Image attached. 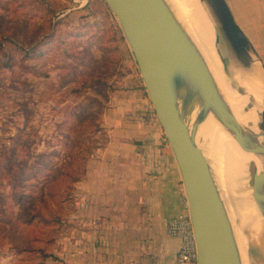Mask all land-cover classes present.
Here are the masks:
<instances>
[{"label":"rangeland","instance_id":"rangeland-1","mask_svg":"<svg viewBox=\"0 0 264 264\" xmlns=\"http://www.w3.org/2000/svg\"><path fill=\"white\" fill-rule=\"evenodd\" d=\"M94 20L100 26L93 30H98L105 47L88 46L78 39L68 43L75 39L68 36L74 28ZM118 28L114 16L106 18L96 0H0V154L5 151L8 156L21 140L16 151L28 163L44 162L57 169L47 178L53 181L50 186L55 196L64 186H69L71 194L68 200L51 204L60 218L53 226L23 225V219L17 218L19 225L6 227L5 235L0 231V264H38L44 252L54 254L58 239L69 230L68 217L74 206L72 178L80 176L88 158L102 148L103 115L112 95L120 82L130 80L126 74L137 71ZM40 44V57H23L22 48ZM6 162L0 161V192L6 213L15 219L19 211L9 197L11 174L3 168ZM35 206L46 214L43 201L30 204ZM239 217L236 220L247 236L251 264H264V225L250 238V226ZM21 242L29 252L20 249Z\"/></svg>","mask_w":264,"mask_h":264},{"label":"water","instance_id":"water-1","mask_svg":"<svg viewBox=\"0 0 264 264\" xmlns=\"http://www.w3.org/2000/svg\"><path fill=\"white\" fill-rule=\"evenodd\" d=\"M132 54L145 93L178 170L197 245L196 264H240L224 235L228 213L199 135L214 119L239 146L261 160L252 179L264 207V61L226 0H204L241 68L262 84L258 130L238 120L206 59L167 0H104ZM239 95L244 87L232 83ZM249 100H253L248 95ZM249 249V248H248Z\"/></svg>","mask_w":264,"mask_h":264},{"label":"crops","instance_id":"crops-1","mask_svg":"<svg viewBox=\"0 0 264 264\" xmlns=\"http://www.w3.org/2000/svg\"><path fill=\"white\" fill-rule=\"evenodd\" d=\"M264 61V0H226ZM136 72V73H135ZM103 115L104 144L74 184L69 230L46 264H174L167 220L184 209L180 176L137 71Z\"/></svg>","mask_w":264,"mask_h":264},{"label":"bare ground","instance_id":"bare-ground-1","mask_svg":"<svg viewBox=\"0 0 264 264\" xmlns=\"http://www.w3.org/2000/svg\"><path fill=\"white\" fill-rule=\"evenodd\" d=\"M167 1L204 55L236 118L257 131L262 108V84L257 77L245 74L212 11L204 0L202 3L200 0ZM232 83L244 87L247 94L239 95ZM248 95L253 100H249ZM199 135L228 213L224 229L226 240L236 245L240 264H251L245 243L247 236L237 223L236 215L250 226V238L264 225V207L258 206L252 179L254 170H261V160L242 149L233 136L212 118L201 126Z\"/></svg>","mask_w":264,"mask_h":264},{"label":"trees","instance_id":"trees-1","mask_svg":"<svg viewBox=\"0 0 264 264\" xmlns=\"http://www.w3.org/2000/svg\"><path fill=\"white\" fill-rule=\"evenodd\" d=\"M97 4L99 5L102 13L106 18H112V15L110 14L108 7L106 6L104 0H96ZM50 17V16H49ZM100 23H98L97 20H94L93 22H85L83 24H80L77 26L75 31L71 32L68 36H74L75 39L72 41H69L68 43L72 45L77 39L78 41H86L87 45L90 46L92 44L103 46V40L100 36L98 30H93L95 27H99ZM118 31L120 32V29L118 28ZM53 32L51 34V38H53ZM81 43V42H79ZM40 45H34L27 48H22V55L24 58H37L40 57L43 54V51L40 49ZM36 73H38L36 71ZM21 140H17L14 143V147L7 152L2 151L0 154V161L6 160V165L3 168H8L10 171V177L8 178V183L10 184V198L14 199V204H17L18 206V213L15 214V219L13 218L12 214L6 213V209H4L5 203L2 199V194L0 192V225H4V229H0L5 235L6 227H14L15 225H19L20 220L23 219L22 223L23 225H33V223H45L47 225L53 226L55 222H59V215L56 211L52 208L53 204H60V202H64L71 197L70 190H68L69 186L65 188V186L58 192V197L55 196L54 190H51V184L52 182L47 181L48 176L52 175L54 171H57V169L53 170L54 168L48 166L44 162H39L38 164L28 163V160H26L24 157H21L19 153H17V146H19ZM87 163V161H86ZM86 163L84 165L82 174L80 176H74L72 178L73 183H76L79 181L85 173L86 169ZM68 175H71L70 172H67ZM0 174V178H1ZM46 185V186H45ZM37 189V197L36 199L33 198V193ZM46 187V188H45ZM35 189V190H34ZM74 190V189H73ZM72 190V191H73ZM32 191V192H30ZM48 193V198H46V194ZM73 196V195H72ZM61 198V199H60ZM60 199V200H59ZM37 201H43V206L46 209V214H43L37 206L34 208L30 207V204H33ZM29 203V204H28ZM28 204V205H27ZM52 204V205H51ZM18 218V219H17ZM37 221V222H35ZM17 229V228H16ZM12 230V229H11ZM13 236H10V239ZM14 239V238H13ZM24 242H21L22 251H26V244H22ZM49 255H47L45 252L41 255V260L38 264L44 263L45 259L48 258Z\"/></svg>","mask_w":264,"mask_h":264},{"label":"built area","instance_id":"built-area-1","mask_svg":"<svg viewBox=\"0 0 264 264\" xmlns=\"http://www.w3.org/2000/svg\"><path fill=\"white\" fill-rule=\"evenodd\" d=\"M184 209L170 217L166 223V231L170 237L179 240L174 264H196L197 245L192 223L187 211V203L183 201Z\"/></svg>","mask_w":264,"mask_h":264}]
</instances>
